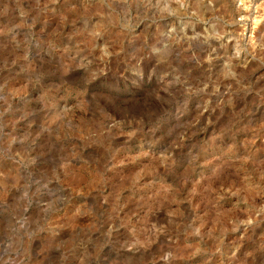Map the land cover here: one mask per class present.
Listing matches in <instances>:
<instances>
[{
  "label": "rangeland",
  "instance_id": "rangeland-1",
  "mask_svg": "<svg viewBox=\"0 0 264 264\" xmlns=\"http://www.w3.org/2000/svg\"><path fill=\"white\" fill-rule=\"evenodd\" d=\"M249 29L264 0H0V264H264Z\"/></svg>",
  "mask_w": 264,
  "mask_h": 264
},
{
  "label": "built area",
  "instance_id": "built-area-1",
  "mask_svg": "<svg viewBox=\"0 0 264 264\" xmlns=\"http://www.w3.org/2000/svg\"><path fill=\"white\" fill-rule=\"evenodd\" d=\"M241 22V19H238V23ZM242 40L245 42H251L253 41V46L254 49H257V51H259L260 53L264 52V46L257 42L254 39V35H253V31L252 29H249V31L246 33V31H244L242 33ZM193 39H191L193 42L190 43L192 45H196L199 48H203V59L205 60V65L210 68L211 66H213V62L211 63L212 60H217L219 61V66L221 67V69L225 70L227 73L230 74V77L228 78V82L231 81V79H235L237 80V78H234V72L233 70H235L236 68L240 69V68H244L247 61L245 60V57H240L238 54V51L235 50V48L233 49V51L231 52V56H235L238 57L237 60H235L234 62H231L227 59L228 53H225L224 50H221V48L219 47L218 49H216L213 45H212V40L213 38L209 35H207L206 33L204 34H200V35H194L192 36ZM197 41V43L195 42ZM190 44L187 45V51L190 52L191 54V58L193 59L194 62L198 63V59L195 56V54L193 53V48L188 47ZM254 57V55L252 56V58ZM232 77V78H231ZM241 82V81H240ZM224 84H226V81L223 82ZM224 88L226 89L224 96L222 95L221 99H220V103L222 105H224V103L231 101L232 96H231V92L229 91V86L225 85Z\"/></svg>",
  "mask_w": 264,
  "mask_h": 264
},
{
  "label": "bare ground",
  "instance_id": "bare-ground-1",
  "mask_svg": "<svg viewBox=\"0 0 264 264\" xmlns=\"http://www.w3.org/2000/svg\"><path fill=\"white\" fill-rule=\"evenodd\" d=\"M109 122V121H108ZM106 124H108L107 122H106ZM108 126V125H107Z\"/></svg>",
  "mask_w": 264,
  "mask_h": 264
}]
</instances>
